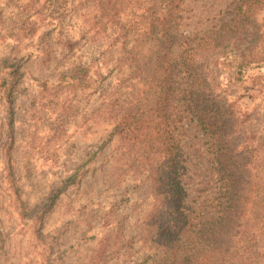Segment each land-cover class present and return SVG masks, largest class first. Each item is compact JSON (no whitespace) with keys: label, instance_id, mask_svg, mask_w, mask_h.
Wrapping results in <instances>:
<instances>
[{"label":"rangeland","instance_id":"rangeland-1","mask_svg":"<svg viewBox=\"0 0 264 264\" xmlns=\"http://www.w3.org/2000/svg\"><path fill=\"white\" fill-rule=\"evenodd\" d=\"M132 1L0 0V264H169L156 233L166 219L159 156L148 144L169 118L157 95L137 101L151 73L132 65L156 47L140 39L147 19ZM236 2L183 0L179 32L218 27ZM256 28L264 30V8ZM219 61L199 59L213 94L232 103L237 142L264 151V60L241 80ZM77 65L88 67L85 86L71 78ZM178 133L190 185L209 187L204 138L186 123Z\"/></svg>","mask_w":264,"mask_h":264},{"label":"trees","instance_id":"trees-1","mask_svg":"<svg viewBox=\"0 0 264 264\" xmlns=\"http://www.w3.org/2000/svg\"><path fill=\"white\" fill-rule=\"evenodd\" d=\"M138 2L147 19L140 39H153L156 50L144 57L148 61L142 66L132 65V72L151 73L137 101L157 95L169 118L164 128L156 123L148 140L159 156L155 184L163 195L157 201L164 204L166 219L156 233L169 252V264H264V151L258 142H237L232 103L213 94L211 78L199 62L211 53L221 65L234 67L235 80L243 78L245 67L259 65L264 60V30L258 31L256 18L264 0H237L230 18L198 36L179 32L183 0ZM239 43L245 46L239 49ZM178 65L181 73H175ZM71 73L77 85H87V66H74ZM144 114L139 125L146 122ZM185 123L195 127L211 153L209 187L190 185L195 174L178 133ZM150 134L144 132V137Z\"/></svg>","mask_w":264,"mask_h":264}]
</instances>
